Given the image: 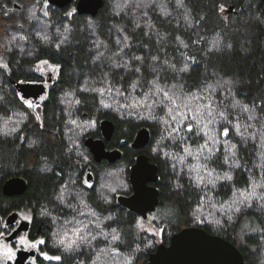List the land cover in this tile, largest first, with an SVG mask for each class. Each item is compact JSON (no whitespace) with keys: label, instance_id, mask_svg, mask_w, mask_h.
<instances>
[{"label":"trees","instance_id":"16d2710c","mask_svg":"<svg viewBox=\"0 0 264 264\" xmlns=\"http://www.w3.org/2000/svg\"><path fill=\"white\" fill-rule=\"evenodd\" d=\"M104 1V8L90 16L70 12L76 1L62 10L47 0H0V56L8 64L7 69L0 68V130H6V123L8 128H17L8 135L0 131V218L27 212L34 214L35 221L49 225L50 230L43 227L47 252L61 259L40 264H92L102 250L106 251L97 264H124L126 259L131 264H148L160 244L169 245L175 233L190 227L233 243L244 264H264V200L253 198L250 207L239 205V212L220 210L238 191H251L253 181L264 182V138L260 135L264 131V0H182L183 6L177 0ZM39 33L49 39L42 40ZM137 56L143 59L137 61ZM39 60L57 68L60 83L32 111L19 99L12 81L28 77L24 66ZM185 66L187 70L180 71ZM157 78L164 87L182 85L185 93H211L214 108L224 111L233 124L239 123L241 131L248 125L246 136L256 134L255 140H243L233 130L223 138L237 146L239 168L223 163L228 153L218 145L221 152L210 166L220 176L230 174L231 181H219L214 189L197 186L195 173L189 171L195 160L189 157L181 164L163 155H183L171 140L161 141L167 135L166 126L141 118L147 115L144 109L121 107L148 92ZM93 89H104V93ZM117 90L124 95H117ZM101 101L112 107L105 108ZM242 105L254 108L252 120ZM154 114L163 115L161 109ZM103 120L115 125L107 148L123 154L113 165L96 164L84 143L89 137L101 138ZM33 121L40 122L39 127L32 129ZM225 126L229 125H218ZM142 128L150 131L151 139L144 149L135 150L131 144ZM189 140L193 147L204 142L201 136L189 135ZM158 142L161 150L154 152ZM139 154L158 167L159 175L153 186L159 190L160 203L147 220L118 202L120 195L132 193L130 168ZM89 166L96 174L90 190L79 182ZM13 177L25 179L28 189L21 196L6 197L3 186ZM257 192L264 189L257 188ZM80 199L87 208L80 206ZM80 211L95 212L103 222L102 231L114 229L120 240H105L99 235L101 229L94 228L98 238L92 245L65 251L58 243L60 233L66 229L69 240L74 239L75 219L96 218L82 217ZM139 221L152 222L161 231L160 242L138 231Z\"/></svg>","mask_w":264,"mask_h":264},{"label":"snow or ice","instance_id":"6c2138e0","mask_svg":"<svg viewBox=\"0 0 264 264\" xmlns=\"http://www.w3.org/2000/svg\"><path fill=\"white\" fill-rule=\"evenodd\" d=\"M177 3L181 6L182 0H177ZM48 7L47 2L43 5V8L46 9ZM5 9V14H7V5H3ZM221 10L222 6H221ZM43 14L45 16L48 15L47 11H44ZM71 15V13H69ZM35 13H33V17ZM65 31H68L65 29ZM40 38L44 41H47L49 37L46 34L39 33ZM16 37H12V40H15ZM24 39V37H21ZM126 39V38H125ZM183 43V41H181ZM127 46V45H126ZM59 45H57V48ZM184 47H188L187 44H184ZM135 60L140 61L143 57H134ZM157 59V58H153ZM189 59H192L189 57ZM43 64H47V61H42ZM164 63L167 65L168 61L165 60ZM127 66V65H125ZM175 67V65H172ZM0 68L7 69L8 64L3 62V57L0 56ZM187 66L185 68L180 69V71H186ZM139 72V69H136ZM133 91L136 89V85H132ZM93 91L100 92L101 95L104 93V89H93ZM117 95H124V93L119 92L117 90ZM130 95V94H128ZM211 93L207 96L199 95L196 93H185L183 91V86L172 85L171 87L161 86L159 82V78L154 79L152 81V87L148 92L143 93L141 97H132L129 103H124L121 107L126 109H144L147 113L146 117L150 120H157L159 123L164 124L166 136L161 137V141L163 140H171L173 144H176L177 147L180 148L183 155L177 157L173 153L163 152V155L169 159H179L181 164L187 163V158L191 157L196 161L195 164L189 165V171L195 173L193 179L197 186H203L211 188H215L217 182L219 181H231L232 176L228 173H225L223 176H220L216 173L215 168L210 165L213 163L214 158H216V154L221 152V147L224 148V152L228 153L227 155H223V163L228 164L230 167L239 168L241 165L236 161V153L234 149L237 147L234 144H230L229 141L224 140L223 138L229 137L231 132L234 130L236 135H239L241 139H256V134L251 133L249 135H245L247 131L248 125H244L245 131H241V125L239 123H232V120L228 118L224 111H218L213 107V103L210 100ZM2 99V98H0ZM21 101L27 107L33 108L35 105L32 101L26 99L23 95L19 97ZM203 101V102H201ZM79 103V101H75ZM105 108H110L112 105L104 103L101 101ZM235 107V105H234ZM243 112L250 113L248 116L249 120H252L254 116L252 113L254 112V108L250 109L247 105L240 106ZM155 109H161L163 115L156 116L154 114ZM139 114V113H137ZM225 123L229 126H225L222 129L218 127L221 123ZM71 123L75 124L76 121L73 120ZM93 125L95 122H92ZM6 130L3 131L4 135H8L17 131L16 127L8 128L7 123L5 124ZM189 135L192 137L201 136L204 139L202 144H196L193 147V144L189 140ZM261 137L264 138V131L260 133ZM160 142L157 143V147L153 149V151H159ZM85 159H87L85 157ZM175 167V164H173ZM67 188V186H65ZM257 188L264 189V182L260 184H256L255 181L252 182L251 191H243L234 195V199L226 206H221V211L227 214L228 212H239V205H244L250 207V201L255 198L257 200H264V192H257ZM111 192H116V188H110ZM61 203H63V195H61ZM80 206L83 208H87V204L83 199L79 201ZM75 210V209H74ZM79 215L82 217H96L95 212L93 211H80ZM229 220L231 216L227 217ZM25 219H28L25 216ZM108 219H113L112 217H108ZM203 222V221H201ZM73 223V221H65V224ZM75 227L71 229L72 235L75 237L74 239L69 240V232L68 230H63L60 233V239L58 243L64 246L65 251H71L80 247V245H92L93 241H96L98 236L97 234H93V229H101L99 232L100 236H103L105 240H111L112 242H116L120 240V235L113 229L111 233H104L102 231L103 222L99 220L98 217L95 219H89L87 221L83 219H75L74 220ZM215 223L219 224L220 221L216 220ZM6 227V226H5ZM5 233L0 232V237H3ZM22 246H26L29 248H36L38 245L45 243L44 240H39L36 242L29 241L26 237H22L19 241ZM0 248L3 249V255L5 260H12L15 257V251L8 244L0 245ZM104 251L97 255L96 260L92 261V264H97V261L100 260V256L104 254ZM115 252V249H112ZM45 258L60 260V256L49 257L45 253ZM124 264H131V260L126 259Z\"/></svg>","mask_w":264,"mask_h":264},{"label":"water","instance_id":"95a60500","mask_svg":"<svg viewBox=\"0 0 264 264\" xmlns=\"http://www.w3.org/2000/svg\"><path fill=\"white\" fill-rule=\"evenodd\" d=\"M50 6L58 9H65L75 1L76 12L79 15L96 16L105 6L104 0H47ZM234 11L231 8V12ZM15 86L26 99L39 100L46 93L44 84L17 83ZM103 138L96 139L89 137L85 140V146L91 151L95 162L101 163L104 160L115 164L122 159V152L119 149L107 150L106 142L112 140L115 132V125L109 120H103L100 124ZM151 133L148 129L142 128L137 132L131 147L135 150L144 149L150 142ZM159 180L158 167L152 164L145 154H141L131 168L130 184L132 194L130 196H119V204L134 212L144 220L154 213L160 203L159 190L151 184ZM28 189L27 181L21 177H14L7 180L3 186V194L6 197L23 195ZM20 219L18 212L10 214L6 219L8 226L14 225ZM3 219L0 218V229ZM30 223L22 221L19 228L8 238L12 242L22 233L29 230ZM35 252L20 251L15 264H27ZM148 264H244V258L240 250L230 241L220 236L212 235L204 229L190 227L175 233L170 244H160L157 250L150 256Z\"/></svg>","mask_w":264,"mask_h":264},{"label":"flooded vegetation","instance_id":"af4514ba","mask_svg":"<svg viewBox=\"0 0 264 264\" xmlns=\"http://www.w3.org/2000/svg\"><path fill=\"white\" fill-rule=\"evenodd\" d=\"M74 10L76 11V6H75ZM74 10H73V8H71L70 12H73ZM42 61H44V60H39L38 62L33 63V64H29V65L26 64L24 67H25V70H26V73H27L26 75H28V77H25V78H23L20 81H12L13 87L17 91H18V88L15 86V82H17V83H31V84H44L45 85L46 93L44 95H42V97L39 100L35 101L33 99H30V101H32V103L35 105V108L36 107H38V108L41 107V105L44 103V101L49 97L50 93L52 91H56V90L59 89V83H60V81H59L60 74H59V71L57 70V68L53 67L52 65H50L48 63L47 64H43ZM33 109H34V107H33ZM32 111H34V110H32ZM35 119L36 120L39 119V121H40L41 117H37ZM33 122L34 123L31 126L32 129L39 127L38 124L40 122H37V121H33ZM101 138H103V137L101 136ZM96 139H100V138H96ZM107 143L108 142H106V147H107ZM107 150L112 151V150H115V149L114 148H111V149L107 148ZM88 151L92 155V153H91V151L89 149H88ZM140 155L141 154H139L135 158V162H136V159ZM92 158H93V161L95 162L93 155H92ZM104 162H107L108 164H110L109 161H107V160H104L101 163H97V162H95V163L96 164H102ZM135 162H134V164H135ZM110 165H113V164H110ZM93 168L94 167H92V166L87 167V169H86L85 173L83 174V176L79 177V182H81L80 183L81 187L90 190L94 186L95 181H96V174L94 173V171H93L94 169ZM131 168H130V174H131ZM129 180H130V176H129ZM151 186H153V184H151ZM131 194H129V195H120V196H130ZM18 213L20 214V219L14 225L8 226L6 224V219L7 218H4L3 221H2V224H1V229H0V232L5 233V235L3 237H0V245H3V244L6 243V244L10 245L13 248V250L15 251L14 259L8 260V264H15V261L17 259V255L22 250L29 251V252H35V256L30 257L29 260L27 261V264H40L41 260H45L46 262L59 261V260L45 258V255H44L45 253L49 257H54L56 255H51L49 252H47L46 245L48 243V238L46 236L47 231H45L44 228H43L45 226L44 222L35 221L34 214H32V213H27V212H18ZM25 216H28V219H25ZM22 221H28L30 223L29 230L27 232H22L17 237V239H15L14 241L7 242L6 238H8L10 235H12L19 228V226L21 225ZM45 228L47 230H50L49 225H46ZM22 237H26L29 241H32V242H36V241H39V240H44L45 243L38 245V247H36V248H29V247H26V246H22L19 243V241H20V239ZM43 247H44V249H43Z\"/></svg>","mask_w":264,"mask_h":264},{"label":"rangeland","instance_id":"374dc122","mask_svg":"<svg viewBox=\"0 0 264 264\" xmlns=\"http://www.w3.org/2000/svg\"><path fill=\"white\" fill-rule=\"evenodd\" d=\"M77 2V1H76ZM74 10V9H73ZM34 111L38 110V107H34L33 108H30ZM36 109V110H35ZM26 214V213H25ZM28 217V216H27ZM137 230L138 231H144L148 234H151L153 236L156 237V239L160 242L161 240V231L159 229H157L153 224L152 222L150 221H146V222H142V221H139L138 224H137ZM0 264H8V260H5L4 258V255H3V249L0 248Z\"/></svg>","mask_w":264,"mask_h":264}]
</instances>
